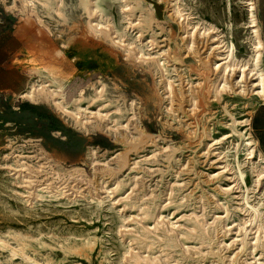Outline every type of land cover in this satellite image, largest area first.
Returning a JSON list of instances; mask_svg holds the SVG:
<instances>
[{"label": "bare ground", "instance_id": "1", "mask_svg": "<svg viewBox=\"0 0 264 264\" xmlns=\"http://www.w3.org/2000/svg\"><path fill=\"white\" fill-rule=\"evenodd\" d=\"M241 1L246 8L249 38V50L245 55L238 54L236 44L229 38L228 33L220 30L217 25L194 17L195 13L190 11V6L182 0H168L170 6L167 15L172 21H177L181 29L179 48L186 53L185 57L195 58L197 62L208 67L207 91L215 101H224L228 96L238 99L249 95L259 100L264 99V38L257 17L258 1ZM19 2L21 9L29 11L30 14H39L46 18L56 16L62 22L71 21V13L77 16L86 15L90 27L97 34L106 36L124 52L152 65L158 75L161 95L169 102L164 106L169 120H164L163 124L170 126L176 121L175 127H186L187 138L191 139L194 134L193 122L188 121L189 118L181 120L177 112L181 108V102H184L188 108L187 113H196L199 96L195 90L204 84L199 78L195 82L189 77L186 83L182 80L185 83L183 85L182 75L177 73L174 64H168L169 59L173 62L179 60L177 50L172 51L169 46L171 38L168 35L161 40L157 37L158 33L152 26L156 17L146 0ZM9 4L16 7V0H10ZM112 7L117 13V21L111 16ZM30 72L31 80L20 93V97L34 103L38 98L46 99L64 122L77 131L92 134L101 127L117 141L127 134L133 139L139 136V133L130 132L131 125L140 127L136 120L135 100L124 104L116 95L110 93L105 82H98L87 94L71 93L67 96L64 84L46 70L33 67ZM172 73L178 78L175 85ZM84 104H87V107H84ZM92 104L95 105L94 109L88 107ZM230 105L231 109L227 102L222 107L228 119L215 122L223 125L228 131L214 137V128L204 126L201 140L197 144L202 155L188 158L187 164L182 162L179 165L177 152L182 150L180 144L159 145L154 140L149 143L153 147L149 155L137 154V160H132L128 173L125 172V175H119L112 181L99 178L96 193L91 200L97 205L107 200L109 208L118 207L116 215L119 220L120 238L128 243L123 250L124 259L128 255L131 256L134 250H142L141 253L145 256H141L137 264H264V192L261 191L262 197L258 196L252 203L249 201L246 184V175L249 172L251 189L255 196L260 195L255 190L264 188V154L251 133L250 116L244 114V110L233 112L232 109L237 107L234 101ZM227 140H230V148L223 147ZM16 147L17 159L9 165L11 170L19 173L26 171L30 174L44 169L43 164L46 162L41 161L38 155H25L21 144ZM99 152L102 153L99 155ZM240 152L244 156L241 160ZM105 153L99 150L98 146H89L87 157L90 164L103 162L99 166L109 165ZM229 156L232 163L228 159ZM198 157L210 161V166H214L216 172L213 170L204 173L205 176L201 179L200 173L203 172H195ZM159 159L166 164L165 170L158 167ZM178 165L193 173L197 181L192 178L187 181L178 179L181 176L178 173L175 179L168 182V186L160 188L158 185L164 175ZM244 165L246 166L243 167ZM155 177L158 178L156 184H147L150 178ZM11 182L24 184L21 186L23 189L11 190L26 206L30 205L32 200L34 206L42 201L59 202V197L64 195L57 187L55 191L36 185L32 189L34 180L31 175L18 174ZM201 183L210 187L209 192L202 189ZM30 194H34L31 199ZM70 202L77 201L71 200L68 203ZM199 203L202 204V210H199ZM169 206L174 210L171 215L184 208H189L190 212L172 221L168 217L169 214H162ZM130 209H135L132 215H119ZM233 216L236 218L232 219ZM100 239L97 234L87 231L72 234V238L66 237L61 242H51L44 240L40 233L34 235L19 229H9L4 234L0 233V249L7 252L2 255L0 263L22 264L23 260L30 264H88L98 249ZM56 251H62L64 257L55 258ZM69 255L76 256L77 260L65 262ZM17 257L21 258V262L15 261ZM105 261L107 258L104 255L101 263Z\"/></svg>", "mask_w": 264, "mask_h": 264}, {"label": "rangeland", "instance_id": "2", "mask_svg": "<svg viewBox=\"0 0 264 264\" xmlns=\"http://www.w3.org/2000/svg\"><path fill=\"white\" fill-rule=\"evenodd\" d=\"M9 2L10 0H0V233L4 234L9 229H19L34 235L40 233L46 241L61 242L66 237L72 238V234L90 231L101 239L98 242L99 252L96 251L95 255H92L88 264H137L141 256H145L141 253L142 250L141 252L134 250L132 255H128L125 259L122 256L128 243L120 238L119 220L116 215L118 207L109 208L107 200L98 205L91 200L96 193L99 178L112 181L119 175L128 173L134 159L137 160V154L149 155L153 149L149 143L154 140L159 145L180 144L182 150L177 152V157L180 158L179 165L182 162L187 164L188 158L202 155L197 144L201 140L204 126L214 128L212 130L214 137H219L228 131L223 125L215 123L217 120L224 122L228 119L222 108L224 103L227 102L231 109L230 104L234 101L237 107L232 109L233 112L244 110L243 113L250 116L259 99L249 95L238 99L228 96L224 101L212 100L207 91L208 67L197 62L195 58L185 57L186 53L180 50L181 29L179 23L172 21L167 15L170 6L168 0H146L156 17L152 26L158 33L157 37L161 40L168 35L171 38L169 46L172 47V51L177 50L180 63L169 59L168 64H174L177 73L182 75L181 81L186 83L190 77L196 82L199 78L204 84L195 90L196 95L199 96L196 113H187L188 108L184 102H181V108L177 112L181 120L189 118L188 121L193 122L194 134L188 139L186 127L176 128V121L170 126L163 124L164 120H169L164 110L165 104L169 102H166L161 95L158 75L152 65L145 64L134 55L124 52L106 36L97 34L90 27L86 15L77 16L71 13L73 21L62 22L56 16L46 18L22 10L19 0H16V7ZM182 2L190 6V11L195 13L194 17L206 19L205 21L214 23L220 30L228 33L229 38L237 46L238 54L247 53L249 50L247 14L241 0H182ZM110 11L112 18L117 21L115 9L112 7ZM257 17L260 21L258 2ZM33 67L46 70L53 78L64 84V92L67 96L71 93L87 94L92 86L103 81L107 84L110 93L116 95L124 104L135 100L136 120L142 129L131 125L130 132L139 133V136L133 139L127 134L117 141L101 127L95 133L85 134L65 123L46 99L38 98L34 103L20 97V93L26 89L31 80L30 70ZM172 77L175 85L178 83V78L174 73ZM20 104H28L33 110L22 109ZM174 104L176 106L177 102L175 101ZM83 106L87 107V104ZM88 107L94 109L95 105ZM243 113L241 112L240 115ZM44 123L50 124L57 130L43 127ZM96 141L99 144H96ZM229 143L230 140L225 141L223 147L230 148ZM20 144L25 155L36 154L42 159L41 161L46 162L42 171L29 174L26 171L19 173L11 170L9 165L15 163L17 159L15 153L18 151L16 146ZM89 146H98L99 150L105 151L108 160L106 162L109 165L99 166L103 162L90 164L87 157ZM141 147L144 148L140 150ZM101 153L99 152V155ZM242 158L244 156L240 152L239 159ZM228 159L232 163L230 156ZM159 160L158 167L165 170L166 164L162 159ZM203 160L205 158H199L195 166V172L198 174L200 171L203 172L200 173L201 179L204 178V173L214 170V166H210V161ZM179 165L164 175L158 185L160 188L168 186V182L175 179L178 173L181 175L178 179L195 180L193 173L185 171V168ZM18 174L32 176L34 180L32 189L36 185L55 191L57 187L64 192V195L59 197V202L42 201L34 206L32 200L30 205L26 206L11 190L24 188L21 187L24 184L11 182ZM157 180L156 177L150 178L147 184L154 185ZM246 184L249 201L253 203L264 192V188L256 189L255 192L260 195H254L249 172L246 175ZM201 185L204 191L209 192V186L204 183ZM32 197L34 194H30L29 199ZM71 200L77 202L68 203ZM198 206L199 210L203 209L201 203ZM173 211V207L169 206L162 214L165 216L169 214L168 217L176 221L180 215H188L190 212L189 208H184L176 212L179 213L178 215L176 213L171 215ZM134 212L135 209H130L119 215H132ZM6 254L7 252L0 249V259ZM104 255L107 261L101 263ZM63 257L62 251L55 252V258ZM76 260V256L69 255L65 262ZM15 261L21 262V258L17 257ZM22 264L30 263L22 260Z\"/></svg>", "mask_w": 264, "mask_h": 264}, {"label": "crops", "instance_id": "3", "mask_svg": "<svg viewBox=\"0 0 264 264\" xmlns=\"http://www.w3.org/2000/svg\"><path fill=\"white\" fill-rule=\"evenodd\" d=\"M260 26L264 36V0H258ZM250 130L257 141L258 148L264 154V99H260L250 115Z\"/></svg>", "mask_w": 264, "mask_h": 264}, {"label": "trees", "instance_id": "4", "mask_svg": "<svg viewBox=\"0 0 264 264\" xmlns=\"http://www.w3.org/2000/svg\"><path fill=\"white\" fill-rule=\"evenodd\" d=\"M19 106L22 109H30V110H33V107L30 106V105H28V104H20ZM42 126L45 127V128H47V129H49V130H57V128L52 127L50 124H45L44 123V124H42ZM96 144H99V142L96 141Z\"/></svg>", "mask_w": 264, "mask_h": 264}]
</instances>
